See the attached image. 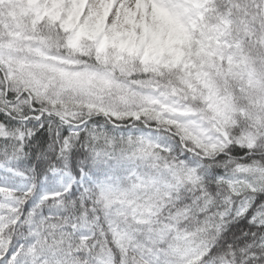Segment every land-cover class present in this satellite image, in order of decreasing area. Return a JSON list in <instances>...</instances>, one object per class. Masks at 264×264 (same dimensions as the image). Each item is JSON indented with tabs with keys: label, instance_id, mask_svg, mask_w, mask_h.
<instances>
[{
	"label": "snow or ice",
	"instance_id": "1",
	"mask_svg": "<svg viewBox=\"0 0 264 264\" xmlns=\"http://www.w3.org/2000/svg\"><path fill=\"white\" fill-rule=\"evenodd\" d=\"M0 264H264V0H0Z\"/></svg>",
	"mask_w": 264,
	"mask_h": 264
}]
</instances>
